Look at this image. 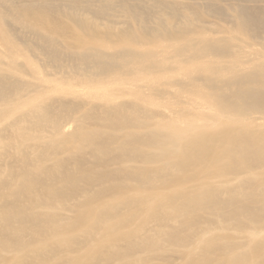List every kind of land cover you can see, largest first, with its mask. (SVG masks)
<instances>
[{
  "label": "bare ground",
  "instance_id": "1",
  "mask_svg": "<svg viewBox=\"0 0 264 264\" xmlns=\"http://www.w3.org/2000/svg\"><path fill=\"white\" fill-rule=\"evenodd\" d=\"M261 34L264 0H0V264H264Z\"/></svg>",
  "mask_w": 264,
  "mask_h": 264
},
{
  "label": "rangeland",
  "instance_id": "2",
  "mask_svg": "<svg viewBox=\"0 0 264 264\" xmlns=\"http://www.w3.org/2000/svg\"><path fill=\"white\" fill-rule=\"evenodd\" d=\"M221 20V19H220ZM215 20L217 23H220V24H222L221 22L223 21V20ZM213 33H215L214 35H212ZM216 33H218V32H211V34L209 33L208 35H212V36H218V34H216ZM219 36H220V34H219ZM261 36L262 37H264V35H262L261 34ZM251 43H253V42H251ZM247 50L248 51H252V50H254L253 52L254 53H259L260 52V50H259V48L258 47H256V46H251V47H249V46H247ZM145 94H147V92L145 93ZM122 99H128V98H122ZM144 100H147L148 102H143L142 104L144 105V106H146L147 108H149V109H153L155 112H157V113H165L167 116H169L172 120H176V118H175V116L174 115H171L170 113H168V110H166V109H163L162 107H161V105H162V103H166V102H171V100L172 99H170L169 97H167V96H162V97H146V98H143Z\"/></svg>",
  "mask_w": 264,
  "mask_h": 264
}]
</instances>
